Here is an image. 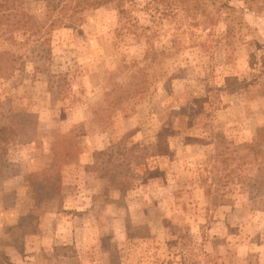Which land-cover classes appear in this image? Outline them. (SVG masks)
Returning a JSON list of instances; mask_svg holds the SVG:
<instances>
[{
	"label": "rangeland",
	"instance_id": "rangeland-1",
	"mask_svg": "<svg viewBox=\"0 0 264 264\" xmlns=\"http://www.w3.org/2000/svg\"><path fill=\"white\" fill-rule=\"evenodd\" d=\"M63 1L0 29V264H264V0H186L149 56Z\"/></svg>",
	"mask_w": 264,
	"mask_h": 264
},
{
	"label": "trees",
	"instance_id": "trees-1",
	"mask_svg": "<svg viewBox=\"0 0 264 264\" xmlns=\"http://www.w3.org/2000/svg\"><path fill=\"white\" fill-rule=\"evenodd\" d=\"M108 1L109 0H64V4L60 9L61 18H59V20L64 21L67 19L70 24L78 23L82 17L81 14L77 15L78 12L89 7H99ZM24 2L25 0H0V29H3V32L12 30L14 25L20 23L19 14H22L20 10ZM138 5H143V8L147 11L150 16V25L142 26L136 16L132 14L134 8ZM189 5V2L186 0H149L145 4L139 3L136 0H120V20L124 23L121 32L124 34L133 33L136 40H141L142 35L143 37H147L146 56L157 53L158 49L155 48L153 38L158 34L157 26L160 19L162 20L163 16L166 15H175L180 10H185V8L190 7ZM71 7L73 10L68 13V8ZM138 28H141L142 31L137 32ZM160 51L159 53H164V50ZM1 69L7 71L9 75L12 73V57L8 52H0V70ZM7 74L6 76H9ZM118 100H120V98H118ZM12 129L13 128L10 126H0V159L2 154L7 151L6 146L3 145V143L6 142L4 133ZM260 138L264 139V129L260 133ZM257 144L256 142V144L251 146L256 148ZM105 152L107 153V151ZM53 155L55 156L56 153ZM7 163L6 161L2 166ZM3 173V168H0V177L3 176Z\"/></svg>",
	"mask_w": 264,
	"mask_h": 264
}]
</instances>
